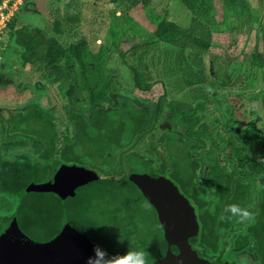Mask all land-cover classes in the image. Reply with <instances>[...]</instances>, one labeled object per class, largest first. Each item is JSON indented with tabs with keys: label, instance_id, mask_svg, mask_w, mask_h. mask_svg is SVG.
Here are the masks:
<instances>
[{
	"label": "trees",
	"instance_id": "1",
	"mask_svg": "<svg viewBox=\"0 0 264 264\" xmlns=\"http://www.w3.org/2000/svg\"><path fill=\"white\" fill-rule=\"evenodd\" d=\"M173 1L187 13V25L169 20L167 11L156 13L154 0H109L111 8L99 1L65 4L51 15L50 30L17 26L11 18L22 66L39 89H57L63 101L62 111L34 104L0 118V196L15 201L11 212L0 211V222L21 203L41 213L60 204L64 164L122 180L130 171L127 156L136 152L154 161L194 206L200 234L192 243L199 252L186 254L154 231L132 229L119 255L143 248L149 264H237L225 253L254 246L255 264H264V136L250 122L238 123L242 93L223 104L217 93L264 86V0ZM138 12L153 30L135 17ZM222 34L245 39L238 54L249 72L244 87L236 88L239 80L227 74L233 60L226 56L222 63L213 54ZM115 57L128 69L134 93L148 97L143 103L122 94ZM207 88L215 91L219 116L207 117ZM248 100L260 101L264 110V88ZM26 157L40 162L26 166L17 185H3L2 171L13 172ZM231 204L249 209L254 222L221 220ZM2 238L0 230V244ZM125 239L132 245L123 250ZM0 264L6 263L0 258Z\"/></svg>",
	"mask_w": 264,
	"mask_h": 264
},
{
	"label": "water",
	"instance_id": "2",
	"mask_svg": "<svg viewBox=\"0 0 264 264\" xmlns=\"http://www.w3.org/2000/svg\"><path fill=\"white\" fill-rule=\"evenodd\" d=\"M127 160L130 171L122 180L104 179L80 164H64V200L46 213L21 203L4 218L0 258L6 264H86L97 245L109 255H119L121 242L132 229L154 231L184 253L198 254L192 240L199 236L200 224L190 200L156 171L154 161L136 152ZM39 162L26 157L13 172L2 171V184L17 185L24 168ZM18 197L22 202L21 194Z\"/></svg>",
	"mask_w": 264,
	"mask_h": 264
},
{
	"label": "rangeland",
	"instance_id": "3",
	"mask_svg": "<svg viewBox=\"0 0 264 264\" xmlns=\"http://www.w3.org/2000/svg\"><path fill=\"white\" fill-rule=\"evenodd\" d=\"M89 1H99V5L111 8L109 0H0V118L7 119L11 112L25 110L34 104L41 108L51 106L52 108H59V110L62 111L60 105L63 100L59 96V91L55 88H51L47 91L39 89L36 85V79H31L29 77V68L25 69L22 66L20 50L11 42L10 30L8 28V22L11 21V18L17 19V26L27 25L50 30L53 21L51 15H54L57 10L62 9L65 4H72L74 2L73 4L76 3L74 5L76 6L77 4L81 5V3H88ZM154 11L158 14L167 11L169 20L182 23L183 25H187L188 23L187 13L180 9L173 0H154ZM135 17L144 26L153 30L151 21L148 20L144 12H138ZM218 17L220 18V15ZM99 43L100 42L95 46L97 47ZM252 43V41L249 42L250 45H252ZM245 44V39L242 37L234 41L230 39L227 34H222L217 37L216 47L213 51L214 56H218L220 58L219 61L222 63H226V56L233 60L227 74L232 78V81L239 80L237 82L239 86L236 88L244 87L246 85L244 79L249 76V72H247L246 68L239 62L238 56ZM229 46L231 50L227 52L224 51L229 48ZM207 60L208 66L211 68L212 64L210 62L212 57H208ZM112 67L119 70L120 78L123 82L122 94L133 97L137 102L143 103L144 97H148L136 95L134 93L131 89L132 81L130 73L117 57L113 59ZM209 72L212 73L213 70L210 69ZM261 88H264V86L262 87L258 84L257 87L255 86V89L246 91L245 93L242 90L237 91L234 89L227 91L220 90L217 93L222 104L238 97L242 93L244 110L238 116V123L242 126H246V124L250 122L252 126H254L256 130H259L264 136V110L261 102L248 100L254 93L259 92ZM156 90H159V87ZM213 92L215 91H211L207 88L202 96L209 111L207 115L208 118L220 115L215 106L217 101L212 97ZM155 96L156 94L154 97ZM224 124L225 121L222 119L221 125L224 126ZM15 152H19V150L11 151L10 154H14ZM14 206L15 201L7 200L0 196L1 212H11ZM130 245H132L131 241H126L125 239L122 244V249L125 250L129 248ZM224 259L237 262V264H255L254 246H250L244 253L227 252L224 255Z\"/></svg>",
	"mask_w": 264,
	"mask_h": 264
},
{
	"label": "clouds",
	"instance_id": "4",
	"mask_svg": "<svg viewBox=\"0 0 264 264\" xmlns=\"http://www.w3.org/2000/svg\"><path fill=\"white\" fill-rule=\"evenodd\" d=\"M145 207L148 208L150 205ZM224 213L220 217L221 220H235L239 224L251 223L255 220L254 214L249 209L237 204L228 205ZM86 264H149V253L141 248L128 250L124 255H109L106 250L97 245L93 248V255L87 258Z\"/></svg>",
	"mask_w": 264,
	"mask_h": 264
},
{
	"label": "flooded vegetation",
	"instance_id": "5",
	"mask_svg": "<svg viewBox=\"0 0 264 264\" xmlns=\"http://www.w3.org/2000/svg\"><path fill=\"white\" fill-rule=\"evenodd\" d=\"M15 213V212H14ZM12 215V214H11Z\"/></svg>",
	"mask_w": 264,
	"mask_h": 264
}]
</instances>
